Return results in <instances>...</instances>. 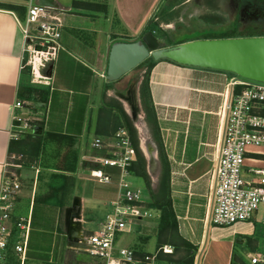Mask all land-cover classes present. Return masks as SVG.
Instances as JSON below:
<instances>
[{
  "label": "crops",
  "instance_id": "0c3cea01",
  "mask_svg": "<svg viewBox=\"0 0 264 264\" xmlns=\"http://www.w3.org/2000/svg\"><path fill=\"white\" fill-rule=\"evenodd\" d=\"M53 1L63 10V32L52 71L47 70L51 84L40 126L47 134L72 138L77 149L76 160L73 172L62 173L65 184L58 192L60 205L44 203V197L49 194L46 187L39 198L30 199L33 205L28 213L31 229L26 263L30 260V264H97L94 258L76 253L69 246L72 245L70 236L87 235L99 228L111 211L110 203L118 196L116 186L91 181L89 166L84 162L85 158L101 155L89 148L94 137L107 138L115 133L110 132L118 129V125L115 126L117 114L105 109L102 96L104 91L111 93L114 85H119L126 76L114 83L111 90H105L108 51L115 42L139 40L145 29L156 21L155 16L166 0H111V10L108 9L104 16L86 13L88 9L82 1L72 2L75 11ZM175 7L177 4L172 2L167 10ZM98 18L102 19L103 27L106 25V33L97 27L95 20ZM23 20L0 7V182L13 157L9 152V144L15 139L13 105L23 100V88L27 83ZM162 40L159 42L164 47L177 43ZM235 77L167 61H157L149 71L141 67L136 81L139 106L145 115L152 117L163 154L160 157L157 148L149 150L150 159L143 155L141 166L135 156L127 180L140 192L141 205L150 210L151 216L132 222L128 231L118 235L117 248L131 249L137 258L158 253L155 264L244 262L248 253L244 258L237 255L235 244L241 243H237L236 238L242 240V244L246 240L255 242L253 220L228 228L208 226L205 222L208 173L219 131L217 112L226 86ZM144 78L147 80L145 97L140 93ZM53 100L64 106L60 124L50 119ZM123 111L128 116L126 109ZM244 168L264 169V148L248 149ZM134 181L144 185L145 194L133 187ZM36 202L40 220L49 217L52 233L46 232L45 226H34ZM257 218L261 219V215L253 219ZM41 221L43 225L44 220ZM163 247L172 252L162 254Z\"/></svg>",
  "mask_w": 264,
  "mask_h": 264
},
{
  "label": "built area",
  "instance_id": "2783aa9c",
  "mask_svg": "<svg viewBox=\"0 0 264 264\" xmlns=\"http://www.w3.org/2000/svg\"><path fill=\"white\" fill-rule=\"evenodd\" d=\"M22 23L24 67H29L33 79L39 78L41 58H55L62 28V8L40 6L30 0ZM35 33V34H34ZM39 40V49L29 45ZM45 49V51H43ZM27 56V57H26ZM37 61H40L37 62ZM25 102L16 101L12 117L14 137L27 128L23 112ZM218 139L209 170L208 226L228 228L264 217V169L245 170L244 161L250 148H264V83L235 77L223 93L217 112ZM29 119L27 120V122ZM89 148L101 155L85 158L90 164L88 178L100 185H114L117 198L110 203L111 211L99 228L90 234L71 236L69 247L85 254L97 264H155L158 253L137 258L131 249L117 248V236L128 231L132 222L149 218L150 210L141 205L140 192L128 182L129 169L135 161V150L126 130L119 129L107 138L94 137ZM8 167H15L11 164ZM18 176L6 169L0 182V264H26L31 220L17 218L11 224L13 206L10 197L20 190ZM162 254H170L167 247ZM241 264H264V253H248Z\"/></svg>",
  "mask_w": 264,
  "mask_h": 264
},
{
  "label": "rangeland",
  "instance_id": "374dc122",
  "mask_svg": "<svg viewBox=\"0 0 264 264\" xmlns=\"http://www.w3.org/2000/svg\"><path fill=\"white\" fill-rule=\"evenodd\" d=\"M30 0L23 2L20 0H0V7L6 9L7 6H24L26 12V6ZM63 8L68 7L75 11L73 6L74 0H55ZM82 1L86 7L85 12L88 14L102 15L107 14V10L111 8V0H77ZM176 3L177 7L168 11L167 7L170 3ZM111 10V9H110ZM109 15V14H108ZM25 16V13H24ZM114 17V15H112ZM93 17V16H90ZM112 17V21L114 19ZM24 18V17H23ZM156 21L152 22L150 30L160 29L166 34V36H160L159 39H163L164 42H179L190 39L198 38L208 33H221L237 31L245 34L249 33H264V0H166L160 12L155 16ZM97 27L106 33V25L102 26L103 21L101 18L95 20ZM155 22V24H153ZM158 31V30H157ZM63 32V26L60 29V35L57 41L58 47H60V38ZM166 32V33H165ZM35 34V33H34ZM99 34L98 36H100ZM166 39V40H164ZM42 42L39 40H32L28 44L33 48L39 49V44ZM45 51V49H43ZM27 57V56H26ZM41 58V66L39 72L41 77L33 79L31 76L30 68L25 67L27 73V83L23 88V102H25V108L23 110L26 118L27 128L22 131V134H17L14 140L26 142L25 149L20 153H12L13 156L9 163L15 167H8L7 169L14 172L20 182V190L12 195L9 201L12 204V219L13 225L18 217L27 218L29 210L32 208V200L39 198L44 190L45 179L49 174H62V170L66 169L73 161L75 151L77 150L74 142L60 136H50L42 130L40 124L44 119L46 111V100L49 95V87L51 84L50 74L47 70L50 68L52 71V63L54 58L47 56V61H44L42 57L37 56L36 59ZM27 58H25L26 60ZM40 63V61H37ZM141 73V68L137 67L131 73L126 75L120 80L119 85L114 88L119 93L124 94L126 89L131 83H137L138 75ZM113 88L111 93L103 92L102 104L109 105L114 108L120 104L122 109H126L128 117L130 110L125 102H120L113 96V92L116 91ZM135 92L137 94V84ZM136 104L139 108L137 118L133 122L130 119L131 125L135 130V139L137 141V147L141 156V160L137 158L136 162L141 166L144 162L143 155L146 159H150L149 150L156 148L155 145V129L153 125V119L148 114L145 115L139 106V101L136 95ZM64 106L62 103H57L53 100L51 107L50 119H53L55 123L60 124L63 119ZM29 121L27 122V120ZM120 122L116 118V125L119 126ZM119 129H124L119 127ZM125 130V129H124ZM127 132V131H126ZM128 133V132H127ZM129 135V134H128ZM130 137V136H129ZM131 139V138H130ZM141 142H145L148 148L149 156L141 150ZM39 151L35 154V149ZM86 167L89 163H85ZM85 166V165H84ZM134 184V185H133ZM134 188L141 190V193L145 194L146 190L142 183L134 181ZM30 205V208H29ZM33 221L34 226L42 227L48 233H52L53 230L50 220L42 218L44 220L43 225L40 223V211L39 204L36 202L34 207ZM105 219V217H104ZM42 222V221H41ZM255 226V242L246 240L244 244H235L237 255L244 258L246 253H264V217L261 219H253ZM34 228V227H33ZM36 232V231H35ZM38 233V231H37ZM34 236H37L33 233ZM239 239V238H236ZM32 241V238L30 242ZM243 251V252H242ZM161 258V257H160ZM30 264V260L26 263Z\"/></svg>",
  "mask_w": 264,
  "mask_h": 264
},
{
  "label": "water",
  "instance_id": "95a60500",
  "mask_svg": "<svg viewBox=\"0 0 264 264\" xmlns=\"http://www.w3.org/2000/svg\"><path fill=\"white\" fill-rule=\"evenodd\" d=\"M40 6L58 7L53 0H33ZM230 73L241 79L264 83V36L198 39L164 47L152 32H145L134 42H115L108 51L105 82L116 83L147 59ZM136 83L124 94L113 92L124 100L134 122L139 108L136 104ZM71 237V236H70ZM242 243V240H237Z\"/></svg>",
  "mask_w": 264,
  "mask_h": 264
},
{
  "label": "trees",
  "instance_id": "16d2710c",
  "mask_svg": "<svg viewBox=\"0 0 264 264\" xmlns=\"http://www.w3.org/2000/svg\"><path fill=\"white\" fill-rule=\"evenodd\" d=\"M20 1H23V2H26L28 0H20ZM6 9L8 11H12L14 12L20 20H23V17H24V13H25V7L24 6H7ZM158 30V31H157ZM157 30H150L149 27L145 29V32H152L154 34V36L156 38L159 39L160 36L164 37L166 36V34H164V32L160 29H157ZM259 36H264V33L260 34V33H249V34H245V33H241V32H237L235 30L233 31H230V32H221V33H216V34H213V33H208V34H204L198 38H195V39H190V40H185V41H179L177 43H174L172 45H177V44H180V43H183V42H187V41H192V40H198V39H226V38H243V37H259ZM170 45V46H172ZM160 61H167V60H160ZM167 62H170V61H167ZM156 62H154L152 59H147L146 61H144L139 67H146L147 70L149 71L154 65H155ZM172 63V62H171ZM226 74H229V75H232L230 73H226ZM234 76V75H233ZM113 84L114 83H107L106 86H105V90H111L113 88ZM146 85H147V80L146 78H144V81L141 85V88H140V93H141V96L145 97L146 96ZM47 102V100H46ZM118 106L112 108L110 107L109 105H105L104 104V107L106 110H108L109 112H112L114 111L117 116L116 118L119 120L120 124L118 126L119 127H122L124 128L129 136H130V140H131V143H132V146L135 150V153H136V157L139 159V161L141 160V156H140V153H139V150H138V147H137V141L135 139V130H134V127L131 125V122H130V119L129 117L125 114V112L123 111L122 107L120 104H117ZM148 115V114H147ZM114 124V123H113ZM153 125H154V122H153ZM154 129H155V126H154ZM117 131V128L114 129L112 132H110V134L114 133ZM50 136H59V135H56V134H48ZM60 137H63V136H60ZM63 138H66V137H63ZM68 140H71L72 142H74V140L72 138H67ZM75 143V142H74ZM25 145H27L26 142H21V141H18V140H12L9 144V152L10 153H20V151H23L26 147ZM155 145H156V148H157V151H158V154L160 157H162V154H163V149H162V144H161V141H160V138L158 137V135H156L155 137ZM37 151V152H36ZM39 151L38 148L35 149V154H37ZM75 160H76V153L74 155V158H73V161L71 162V164H69L67 166L66 169L62 170L63 172H73L74 171V167H75ZM139 166V165H138ZM133 169V166L129 169V171H132ZM139 177H141L142 179H145L144 175L142 174H139ZM64 184H65V176L63 174H49L46 179H45V187L49 190V194L47 196L44 197V203L46 204H50V205H60V201L58 199V192L61 191L64 187ZM154 205L152 204L151 207H153Z\"/></svg>",
  "mask_w": 264,
  "mask_h": 264
},
{
  "label": "bare ground",
  "instance_id": "6f19581e",
  "mask_svg": "<svg viewBox=\"0 0 264 264\" xmlns=\"http://www.w3.org/2000/svg\"><path fill=\"white\" fill-rule=\"evenodd\" d=\"M49 70V72H50V69H48ZM114 96L115 95H117V94H115V93H112ZM118 96V95H117ZM119 97V96H118ZM120 100H121V102H125L124 100H122L121 98H120ZM126 103V102H125ZM127 104V103H126ZM127 106H128V108H129V105L127 104ZM129 110H130V108H129ZM139 112V111H138ZM140 147H141V149H142V151H143V153L146 155V157H148L149 156V152H148V148L146 147V145H145V142H141V145H140Z\"/></svg>",
  "mask_w": 264,
  "mask_h": 264
},
{
  "label": "flooded vegetation",
  "instance_id": "af4514ba",
  "mask_svg": "<svg viewBox=\"0 0 264 264\" xmlns=\"http://www.w3.org/2000/svg\"><path fill=\"white\" fill-rule=\"evenodd\" d=\"M127 90V89H126Z\"/></svg>",
  "mask_w": 264,
  "mask_h": 264
}]
</instances>
